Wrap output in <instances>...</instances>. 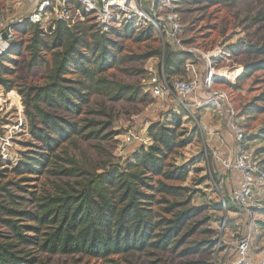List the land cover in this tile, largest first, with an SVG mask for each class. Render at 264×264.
Returning <instances> with one entry per match:
<instances>
[{
  "label": "rangeland",
  "instance_id": "rangeland-1",
  "mask_svg": "<svg viewBox=\"0 0 264 264\" xmlns=\"http://www.w3.org/2000/svg\"><path fill=\"white\" fill-rule=\"evenodd\" d=\"M33 6L32 0H0V24L13 22L21 26L32 15ZM178 12L185 26L183 44L195 50L187 62L191 65L190 71L185 66V75L170 78L165 75V54L169 48L164 34L158 31L154 39L145 41L137 36L146 29L135 28L130 38L118 39L110 35V39L121 47L116 64L98 76L97 82L91 83L90 103L84 113L78 117L71 116L79 127H90L81 136L65 143L58 151L59 158L49 165L44 175H33V182L28 184L35 188L32 190L59 194L60 188L66 189L67 184L82 180L81 177L60 175V171L75 167L80 173L100 174L113 164L127 168L144 146V143H127L129 133L149 143L148 128L151 124L161 122L173 127L180 118L178 133L182 134L180 140L186 141V146L171 156L170 162L174 168L185 167L189 177L187 181L176 184L186 188L184 195L167 199L187 203L179 210L194 208L201 211L187 222L181 234L183 243L176 251L148 250L113 259L119 264H233L237 258L233 245L249 234L252 236L251 258L260 259L264 256V191L256 192V199L261 201L260 209L256 207L247 213L237 207L231 202L235 186L232 174L213 157L215 144L220 143L217 133L221 136L224 128H229L226 119L220 122L216 118L219 115L215 116L213 111L207 118H202L197 109H184L173 94L165 99L155 98L145 80L150 74L170 81L188 80L187 74L194 70L204 76L205 55L212 56V66L217 74L223 71L237 74L240 71L243 74L246 65L264 59V56L247 51L249 47L259 48L264 44V0H237L232 3L221 0L215 5L207 0H179ZM52 20L51 17L46 19L43 27L47 29L53 24ZM82 24L101 27L91 15ZM21 30L17 31L18 46L14 56L8 57L10 62L4 60V63L13 69L9 76L14 85L11 91L21 98L22 108L18 100L7 96L11 91L0 86V170H10L4 182L23 178L11 173L12 168L27 156L36 157L31 152H38L33 147L36 143L28 130L19 90L44 85L51 69L50 54L42 51L38 44L35 59L33 49H30L32 32L24 34ZM239 76L236 79H218L217 83L228 93L237 118L246 131V148L251 145L252 154L264 165V71L238 80ZM72 78L80 80L76 76ZM119 86L127 88L129 93L117 100ZM134 94L136 99L129 100ZM220 124L221 129L214 130ZM92 132H98V135L91 136ZM4 151L8 155L5 160ZM162 215L171 218L166 211H162ZM34 254L45 264H103L81 256Z\"/></svg>",
  "mask_w": 264,
  "mask_h": 264
},
{
  "label": "trees",
  "instance_id": "trees-1",
  "mask_svg": "<svg viewBox=\"0 0 264 264\" xmlns=\"http://www.w3.org/2000/svg\"><path fill=\"white\" fill-rule=\"evenodd\" d=\"M207 1L215 5L221 0ZM17 29L19 32L22 29L24 34L32 32V55L36 59L39 44L51 56V69L44 85L19 90L28 130L36 143L33 147L38 152H31L36 157L27 156L12 168L11 173L23 177L16 182H4L10 170H0V264H45L35 256L36 252L119 264L113 259L115 256L148 250L176 251L183 243L181 234L187 222L201 211L179 210L187 203L167 199L183 196L186 188L176 184L189 177L185 167L174 168L170 162L171 156L186 146V141L180 140L182 134L178 133L180 118L173 127L161 122L151 124L150 145L143 146L127 168L113 164L100 174L80 173L75 167L60 171V175L82 180L67 184L66 189L60 188L59 194L32 190L35 188L28 184L33 182V175H44L49 165L59 158L58 151L65 143L90 127H79L71 116L84 113L90 103L91 83L116 64L121 47L110 35L130 38L134 28L105 31L102 27L84 24L68 27L57 23L55 29L49 26L46 32L41 25L25 21ZM155 32L149 27L137 38L151 40ZM17 46L0 57V86L7 91L14 89L9 78L13 69L4 60L10 62L7 59L14 56ZM168 48L165 75L168 78L185 75L191 54L176 51L170 45ZM247 51L264 56V44L259 48L249 47ZM258 71H264V59L246 65L238 80ZM75 76L80 80H74ZM118 92L117 100L129 93L124 86H119ZM128 99L135 100L136 94ZM92 135L96 137L98 132ZM162 211L171 218L163 216Z\"/></svg>",
  "mask_w": 264,
  "mask_h": 264
},
{
  "label": "built area",
  "instance_id": "built-area-1",
  "mask_svg": "<svg viewBox=\"0 0 264 264\" xmlns=\"http://www.w3.org/2000/svg\"><path fill=\"white\" fill-rule=\"evenodd\" d=\"M27 2L28 0H20ZM144 0H41L35 12L27 19L29 23L39 24L46 30L52 27L55 29L57 23L74 27L84 23L86 15H91L97 23L105 30L111 28L123 29L127 26L133 28L147 29L153 27L156 31L164 34L165 43L177 51L193 54L195 50L185 47L182 35L185 26L178 12L177 0H151L148 8L142 6ZM149 3V2H148ZM86 14V15H85ZM51 17L53 24L47 29L43 27L46 19ZM2 21V20H1ZM2 25V24H1ZM20 24L13 22L3 24L0 30V57L16 45L17 28ZM212 56L205 55L206 74L203 78L198 76L188 80H168L165 77H157L152 74L145 80L149 91L155 98L165 99L174 95L184 109L199 110L207 106H214L226 119L231 134L235 140L243 144L246 138V131L237 113L232 107L228 93L219 87L217 74L212 66ZM190 71L191 65H186ZM195 72V70H194ZM9 99H16L21 106V98L14 92H8ZM22 108V106H21ZM127 143H144V140L129 133L126 137ZM213 157L227 172L238 178L236 187L231 192V202L237 207L250 213L256 208V192L264 191V168L250 152L240 150L235 157L227 156L223 150L215 149ZM6 151L3 152V159H7ZM225 203V202H224ZM252 236L249 234L233 245L237 255L233 264H264V256L259 261L251 258Z\"/></svg>",
  "mask_w": 264,
  "mask_h": 264
},
{
  "label": "crops",
  "instance_id": "crops-1",
  "mask_svg": "<svg viewBox=\"0 0 264 264\" xmlns=\"http://www.w3.org/2000/svg\"><path fill=\"white\" fill-rule=\"evenodd\" d=\"M28 1H30V0H28ZM32 1L34 2V6H33L34 10L32 12V14H33L35 12V10L37 9V6L40 4L41 0H35V1L32 0ZM148 2H149V0H144L143 3H142V6L145 7V8H148V6H149V3ZM2 27H3V25L0 24V30H1ZM206 71H207V69H206ZM187 75H188L189 78H192V77H195V76H198L199 78H203V76L200 75L199 73H197L196 71L193 72V73L190 72ZM237 76H238L237 72L236 73H231V72H224L223 71V73L220 74V78H218V79H223V78L236 79ZM198 111L201 113V115H203L202 118H207L209 115H211L210 112L213 111L215 113V116L216 115H219L218 117L216 116V118L220 122L223 121L224 119H226V117L223 114H221L214 106H207V107H205L203 109H199ZM222 116H224L225 118L222 117ZM206 121H208V120H206ZM226 121H227V119H226ZM221 126H222V124H220L219 127L216 126L214 128V130H217L218 128L221 129ZM224 130L225 131L222 132V135L221 136H220V133H217L219 135V138L218 139L220 140V143L219 144H217V143L215 144L216 147L214 148V150L215 149H221V150L224 151V153L227 156H230V157L237 156L240 150H244V151L253 153L252 150H251V147L252 146L250 144H249L250 145L249 146L250 149L249 148H246V146H248V144L247 143L245 144V141L243 142V144L238 143L235 140V138L233 137V135L231 134L230 129L228 127L227 128H224ZM255 158H256V156H255ZM261 166L264 168V165L261 164ZM232 177H233L234 182H235V184H234L235 185L234 188H235L236 185H237V183H238V178L236 176H234V175H232ZM255 202H256V206L259 207L258 209H260V206H261L260 203H261V201L258 200V199H256ZM260 259L257 258V259H254V261H259Z\"/></svg>",
  "mask_w": 264,
  "mask_h": 264
},
{
  "label": "bare ground",
  "instance_id": "bare-ground-1",
  "mask_svg": "<svg viewBox=\"0 0 264 264\" xmlns=\"http://www.w3.org/2000/svg\"><path fill=\"white\" fill-rule=\"evenodd\" d=\"M234 73H235V72H234ZM238 75H241V74H240V71H239Z\"/></svg>",
  "mask_w": 264,
  "mask_h": 264
}]
</instances>
